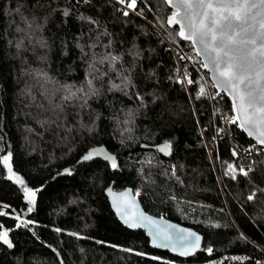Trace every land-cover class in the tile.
Here are the masks:
<instances>
[{"label": "trees", "instance_id": "16d2710c", "mask_svg": "<svg viewBox=\"0 0 264 264\" xmlns=\"http://www.w3.org/2000/svg\"><path fill=\"white\" fill-rule=\"evenodd\" d=\"M140 4L136 17L108 0H0V157L10 153L12 171L37 192L28 213L0 163V231L13 244L0 242V264H264V151L255 148L248 176L225 174L239 163L230 149L251 142L221 123L232 115L223 94L197 98L199 86L210 93L212 85L181 59L190 44L161 26L172 10L162 0ZM170 46L190 69L189 90ZM88 81L95 95L86 106L63 99L62 86ZM56 89L49 103L46 90ZM161 143L168 155L140 148ZM95 145L116 154V169L75 164ZM111 182L139 193L146 212L201 234L199 253L178 258L121 225L103 195Z\"/></svg>", "mask_w": 264, "mask_h": 264}, {"label": "snow or ice", "instance_id": "6c2138e0", "mask_svg": "<svg viewBox=\"0 0 264 264\" xmlns=\"http://www.w3.org/2000/svg\"><path fill=\"white\" fill-rule=\"evenodd\" d=\"M88 3L89 0H84ZM163 3L178 9L173 11L170 16L166 18V22L161 26L169 32L170 37L178 36L183 41H190L195 48L197 57H203L202 67L209 69L215 74V88L224 92H228L232 99L231 112L236 115L226 114L227 122L237 125L241 130L247 133L249 137H254L257 145L264 146V0H260L259 4L249 3V0H162ZM117 3L125 6L127 9L136 11L137 0H117ZM183 9V16L180 15V9ZM261 9L260 12L253 13L252 9ZM227 13V14H225ZM67 10L63 15L67 16ZM128 11H123L124 16H128ZM141 13H137L140 15ZM179 17V19H178ZM84 19V17H81ZM29 27L31 22L26 21ZM179 24V30L171 29L172 25ZM21 31V29H17ZM19 47V45H18ZM190 57H181V59H188ZM111 62L119 60L118 56L107 57ZM94 67V65H93ZM46 77V73L39 72L36 78ZM95 78V77H94ZM50 80V78H48ZM191 85L194 83L192 79L181 81ZM116 87H121L117 85ZM75 89V91H73ZM46 90V95L49 103L55 95V91ZM62 90L69 93L63 97L65 101L69 99H80L83 101L81 106H86L88 98L95 95V91L91 88V81H88L87 88L81 87L76 89L75 85H64ZM122 90V89H121ZM77 92L81 95L77 96ZM208 95L210 98L213 94L207 93L203 85L199 86L197 98ZM55 107L59 108L60 105ZM171 145L165 143L158 151L168 154ZM264 151V149H260ZM0 151H3L0 148ZM251 151V150H250ZM233 155H236L235 151ZM103 156L105 160L111 161L113 169L117 168L114 157L107 155L103 149L89 152L83 157L85 161L93 159V157ZM12 157L8 155L0 158V163L8 170V179L13 180L20 185L27 204V212L31 213L36 204L37 192L25 184V181L12 171L11 161ZM150 163V162H149ZM253 169L249 166L245 171L239 168V172L244 176H248ZM237 168L233 164L227 165L226 175H231L232 179H236ZM264 191V190H262ZM110 195L112 194L109 189ZM129 195L128 193L119 194L120 198ZM139 195V193H137ZM255 193L248 196V200H253ZM117 214L121 216L123 222L129 228H137L144 226V221L154 223L150 218L142 214L131 221L128 219L126 213L120 212L117 200L113 201ZM5 207H7L5 205ZM0 212V216L4 215ZM20 220V217H15ZM33 221L21 220L17 226L27 227ZM3 225H0L2 228ZM168 228H175L174 225H168ZM219 227V225H216ZM60 232V229H56ZM177 235L173 237L165 229L157 227L156 233L153 235L154 247H169L176 250L177 245L180 247V255L194 254L200 248L201 237L195 232L185 229H176ZM70 236H76L83 239L78 233H68ZM157 238H161L164 243H157ZM0 242L6 244L9 248L13 247L12 242L8 239L7 231H0ZM212 248H208L207 252L211 254ZM140 255V253H137ZM155 259V258H153ZM233 259H247V258H233ZM61 264L63 262L61 261ZM259 264V262H257Z\"/></svg>", "mask_w": 264, "mask_h": 264}, {"label": "water", "instance_id": "95a60500", "mask_svg": "<svg viewBox=\"0 0 264 264\" xmlns=\"http://www.w3.org/2000/svg\"><path fill=\"white\" fill-rule=\"evenodd\" d=\"M175 2V0H174ZM260 0H249V3H257L259 4ZM166 7H168L169 9L173 11H177L178 9L176 8H173L172 6L170 5H167L166 4ZM180 15L183 16V9L181 8L180 10ZM261 9L257 8V9H252V12L253 13H257V12H260ZM171 12V13H172ZM168 14V16L171 15ZM227 14V13H225ZM166 17V18H167ZM166 18L164 19L165 22H166ZM179 19V17H178ZM173 27H176L177 31L179 30V27L180 25L179 24H175V25H172L171 28ZM178 37V36H177ZM179 38V37H178ZM180 39V38H179ZM181 40V39H180ZM183 41V40H182ZM188 42L193 49L195 51V48L192 46L191 42L190 41H186ZM200 59V62H201V65L203 64V57H197ZM203 68V67H202ZM204 71L207 73V76H208V80H209V84L212 85L213 89L219 93V94H223L224 97H226L229 101V104H230V108H232V99L231 97L229 96L228 92H224L220 89H217L215 88L214 84H215V80H214V77H215V74L213 72H211L209 69H206V68H203ZM231 110V109H230ZM232 115H236V113L234 112H231ZM240 129V128H239ZM240 131L243 133V136H245L248 140L255 142V139L254 137H249L247 135L246 132H244L243 130L240 129ZM165 143H161V144H157V145H144L142 144L140 146L141 150H156L158 153H161L163 155H168V154H165L164 152H160L158 151L159 148L163 147ZM257 145V144H256ZM260 149H264V146H261V145H257ZM99 149H103L105 153H107V155L111 156V157H114L115 160H117L116 158V154H114L113 152L109 151L106 146L104 145H95V146H92V147H89L83 154L80 155V157L77 159L76 161V165L78 164H83V163H89L91 161H94V160H100L105 163H108L109 165H111V161L110 160H105L103 158V156H98V157H93V159L91 160H88V161H85L83 159V157L85 155H87L89 152H92L94 150H99ZM170 149L168 150V153H169ZM109 189H111L112 191V194L110 195L109 193ZM133 189L131 187H125V188H122V189H115L114 187V182H111L104 190V194L105 195V198L109 204V208L111 209V211L113 212L114 216L116 217L117 221L120 222L121 225H123L125 228H127L128 230H131L132 231H136V230H141L143 231V233L145 234L146 238L148 239V242H149V246L156 249V250H160V251H165V252H168L169 254L171 255H175L176 257L178 258H186L188 256H191V255H180L179 254V251H180V247L179 245H177V248L176 250H173L171 246L169 247H154L153 246V235L156 233V229L157 227L160 228V229H165L167 232H169L173 237H175L177 235V231L176 229H185V230H188V231H192V232H195L197 235H199L201 237V240H200V248L195 252V253H199L201 247H202V244L201 242L203 241V238H202V235L199 234L197 231H194V229L190 228V227H187V226H184V225H181L179 223H176L174 221H171L169 219H166V218H163L161 216H156V215H152L148 212H146L144 209H143V206H141V202L139 200V197L137 194L133 193ZM121 193H128L129 195L123 197V198H120L119 197V194ZM114 199L117 200V203H118V206L120 207V212L121 213H126L127 216H128V219L131 221L132 219H136L138 218L141 214L147 218H150L154 223L150 224L148 223L147 220H145L143 223H144V226L142 227H137V228H129L124 222L123 220L121 219V216L117 214V211H116V208L114 207ZM168 225H174L176 226L175 228H168L167 226ZM152 232L153 235H150L149 233ZM165 241H163L161 238H157V243H164ZM194 253V254H195Z\"/></svg>", "mask_w": 264, "mask_h": 264}, {"label": "built area", "instance_id": "2783aa9c", "mask_svg": "<svg viewBox=\"0 0 264 264\" xmlns=\"http://www.w3.org/2000/svg\"><path fill=\"white\" fill-rule=\"evenodd\" d=\"M108 1L112 2L113 4H115L118 7L117 9L121 10L122 12L126 10V11H128V13L133 14V15H136V17L137 16H141V14L140 15H137L138 12L139 13H142V10H143V8H141L142 5L140 4V0H137V8H136V11L135 12L132 11L131 9H127L125 6H122V5L118 4L117 3V0H108ZM170 49L172 50V52H173V54L175 56L174 59H176V63H177V73H179V76H178V79H177L178 80V83H181V81H186V79H189V76H190V72L189 71H190V69H188L186 66H184L181 63L180 57L177 56V54L175 53V51H173V48L171 46H170ZM185 56L186 57H190L187 60L192 65H194L195 67L196 66H201L202 67L201 62H200V59L197 58V56L195 54V51H194V49L192 47L189 48L188 50H185ZM182 85L186 88V90H189L190 85L186 84V82L185 83H182ZM210 94H213L211 97H214L215 95H217L219 93H217L213 89V87H212ZM225 115L226 114L220 115V121H221V123L222 124H225L226 126H229V127L230 126H234L238 130H240L237 125H233V124L227 122L226 119H225ZM232 136H233V134L231 132L228 137H230L231 139H233ZM250 142L251 143H246V145H242V147L240 148L241 150L239 152H237L236 150H234V147H232L230 149V153L234 157V159L236 158V159L239 160V163L238 164H235V163L230 162L231 164H233L234 167L237 168L236 175H243L242 173L239 172V168H243L245 171L248 170V168L250 166L249 161L252 158L253 152H256L257 151V149H255V148L258 147V146L254 142H252V141H250ZM204 143H205V146H206L207 151H208V149L210 148V145H209V143L207 141H204ZM234 151H235L236 155H233V152ZM239 156H241L242 158H239ZM226 171H227V168H226ZM229 176H231V175H229Z\"/></svg>", "mask_w": 264, "mask_h": 264}, {"label": "rangeland", "instance_id": "374dc122", "mask_svg": "<svg viewBox=\"0 0 264 264\" xmlns=\"http://www.w3.org/2000/svg\"><path fill=\"white\" fill-rule=\"evenodd\" d=\"M3 156H5V155H3ZM3 156H2V157H3ZM2 157H0V158H2ZM2 164H3V163H2ZM3 166H4V165H3ZM4 168H5V167H4ZM226 168H227V167H226ZM5 172L7 173V175L9 174V173H8V170H7L6 168H5ZM225 172H226V171H225Z\"/></svg>", "mask_w": 264, "mask_h": 264}]
</instances>
